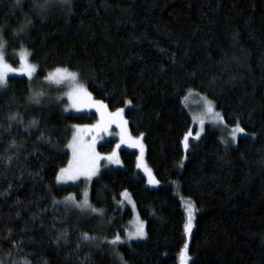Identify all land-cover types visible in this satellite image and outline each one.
<instances>
[{"label":"trees","instance_id":"16d2710c","mask_svg":"<svg viewBox=\"0 0 264 264\" xmlns=\"http://www.w3.org/2000/svg\"><path fill=\"white\" fill-rule=\"evenodd\" d=\"M68 12L56 7L41 20L30 0H0L7 60L15 64L25 50L38 79L67 68L94 99L125 109L159 185H146L134 151L109 142L98 149L116 148L122 167L101 171L90 185L89 202L102 215L66 206L68 195L79 201L81 186H61L56 176L70 162L73 127L94 116L67 114L54 99L34 103L31 82L9 76L0 89V157H13L0 159V261L178 264L185 243L178 185L197 211L190 264H264V0H73ZM190 90L253 137L225 147L206 127L180 165L192 131L182 104ZM13 114L19 119L9 127ZM13 140L18 149L9 147ZM124 192L145 237L113 247L106 241L123 238L132 216L117 205ZM83 233L96 239L84 241Z\"/></svg>","mask_w":264,"mask_h":264},{"label":"snow or ice","instance_id":"6c2138e0","mask_svg":"<svg viewBox=\"0 0 264 264\" xmlns=\"http://www.w3.org/2000/svg\"><path fill=\"white\" fill-rule=\"evenodd\" d=\"M32 5V12L38 16L41 20H44L48 17L49 13L56 7H59L63 9L65 6L69 8L68 15H71V5L73 3V0H30ZM15 3L17 6L20 5L21 0H15ZM27 24H31V20L27 21ZM23 27L21 28V31H23ZM4 49H5V42L3 41L2 35H0V89L7 86V77L9 73H20L23 75H26L29 80L33 78V74L37 71L36 66L32 65L27 62V56L30 55L26 52L20 53V59H21V67L20 69H15L11 65L5 62V55H4ZM48 81L55 82L57 84L61 83L62 81H72L73 88L72 91L68 94V100L71 102L72 107L75 108L77 111L81 110L82 107L88 106V107H95L97 113L100 115V120L93 125L90 129H77L78 135H75L73 137V141L68 145L69 148L72 150V160L69 162V166L67 168H61L58 175L56 176V181L58 184L67 183L69 180H76L80 176H84L87 179H91L93 176H95L98 172V161L99 160H108L110 162H118L116 160V153L113 152L110 156H101L99 153H96L94 151V145H95V139H93L92 144L84 145L82 142V135L85 130L88 132H97V133H103L107 132L108 128L115 124L118 128L121 129V135L120 139L121 142H127L129 146L131 147H137L139 146L141 151V159L143 157V144L140 142L139 139H133L130 136L127 135V128L126 124L127 121H124L122 113L124 109H118L114 113H109L106 110V105L103 104L100 101L92 102L91 93L88 92L87 88L80 84L78 82V74L75 72L69 71L67 68H56L54 72L49 73V75L46 77ZM43 96V93H34L31 97L32 102L34 103H40V97ZM205 99V105H206V111L207 113H210L213 115V117L219 121L222 122L221 114L218 112H214L212 102ZM130 101H126V105L130 104ZM67 110V109H66ZM19 119L18 114H13L9 116V127H11V122L17 121ZM22 123V121H21ZM201 126H203V120L200 121ZM37 125V122L35 120L31 121L29 124L30 127H35ZM27 130V129H26ZM244 130L240 128L239 123H237L236 127L232 130V140H236V134L237 133H243ZM190 135V134H189ZM200 133H196V138L199 139ZM188 139L189 136L186 135L184 138V147L185 149L188 148ZM12 149H18L20 145H17L16 142L13 140L12 143L9 145ZM119 147V145H117ZM0 159H6L8 164H11V161L13 159L12 156L7 157H0ZM137 167H141V164L138 163ZM145 172L149 176V183H158V181H154L151 178V171L147 169L146 166H144ZM0 195H4V193H0ZM127 193H122V196L127 197ZM84 199L80 202H77L76 197L73 195H68L64 198L63 203H65L66 206L73 205L76 208H79L81 211L84 210H90L92 213H96L98 215H102V212L96 208H93L91 204L88 201V193L87 191L83 194ZM53 203H60L59 201H53ZM194 219L193 215V208L191 204L188 208V221L185 224V232L186 234H190L193 224L192 221ZM9 235H11V232H9ZM67 236V232H62L57 237V242L60 239H65ZM145 237V232L143 225H139L134 233H128V240L133 239H143ZM81 239L84 241H92L95 240V237H90L86 233L81 234ZM106 243L109 245H112L115 247L118 244L124 243V241L121 239L120 235L117 234L113 239L107 240ZM13 248H16L19 250L18 244H13ZM79 247V245H77ZM181 256V264H187V261L189 259L187 255V245H185V249H183L180 253ZM121 261H123V257H120ZM0 264H3L2 261H0ZM27 264V262H25Z\"/></svg>","mask_w":264,"mask_h":264},{"label":"rangeland","instance_id":"374dc122","mask_svg":"<svg viewBox=\"0 0 264 264\" xmlns=\"http://www.w3.org/2000/svg\"><path fill=\"white\" fill-rule=\"evenodd\" d=\"M5 49H6V46H5ZM5 49H4L5 62L8 63L9 65H11L15 69H20V67H21L20 53L22 51L26 52V53H28V52L25 51V50H21V51L17 52L15 54L16 63L13 64V63H11V62H9L7 60ZM27 62L32 64V65H34L33 63L30 62L29 55L27 56ZM54 71H51V72H54ZM51 72H49V73H51ZM49 73L46 76H44L43 78H39L38 79L37 71H36L33 74V78L31 80H29V78L26 75H23V74H20V73H9L8 77L9 76L25 77L26 79H28L31 82V85L33 87L32 89L34 90V92H32V96H33L34 93L42 92L43 96H41L40 99L41 98H44V99H48L49 98L51 100L54 99V100L60 101L63 104L62 105L63 110L67 114L77 115V116L86 114V115H89V116L90 115L94 116V121L92 123L79 124V125H75L73 127V129H72L73 130L72 137H71L70 142H69V144H70L73 141V137L75 135H78L77 129H90L93 125H95L100 120V115H99V113H97L95 107L84 106L79 111H77L75 108H73L71 102L68 100V94H69V92L72 91V88H73L72 81H70V80L69 81H62L59 84H57L55 82L48 81L46 79V77L49 75ZM78 82L80 84H82V82L80 81L79 77H78ZM204 98H206L204 95H201V94H199L197 92H194L192 90L188 91L184 95V97L182 98V104H183L184 108L187 110V112H188V114H189V116L191 118V121H192V131L189 132L190 135L188 134V136H189L188 148H189V145H190L189 142H191V141H195L196 142L202 137L206 127H209V128H211V129H213V130L218 132L220 142L225 147H235L236 142H237L239 137H253V136H249L244 131L243 133H237L236 134V140L233 141L232 138H231L232 137V130L236 127V125L235 126H227L224 123L223 118H222V122H219L213 117L212 114L207 113L206 105H205V99ZM95 101H99V100H96V99H94L92 97V102H95ZM212 105H213V103H212ZM106 110L109 113H114L118 109L110 110L106 106ZM213 110H214V112H218L215 109L214 105H213ZM218 113H220V112H218ZM122 116H123L124 121H126V119L124 118V111L122 113ZM201 120H203V126H201V123H200ZM126 128H127V135L128 136H130L133 139H139L140 142L143 144L144 151H143L142 159H141V151H140L139 146L131 147V146H129V144L127 142H124V143L121 142V139H120L121 129L118 128L115 124H112L108 128L107 132L97 133V132H88L87 130H85L83 132V135H82L81 139H82V142H83L84 145L92 144L93 139H95L94 151L96 153H99L101 156H110L113 152H115L116 153V160L118 162H110L108 160H99L98 164H97L98 172L90 180L87 179L84 176H80L78 179H76L74 181L69 180L67 183L59 184L61 186L79 184L81 186V191H80V199L77 202H80V201H82L84 199L83 194H84L85 191H87V193H88V201H89L90 185H91L92 181L99 176L101 171H105V170H108V169H119V168L122 167L121 158H120V155H119L118 151H116V148L115 149H111V151H107V152L106 151H101V150L98 149V146H101L103 144H107L109 142H113V146L114 147H117V145H119L118 148L125 147V148H127V149H129L131 151H134L136 153L137 165H138V163L141 164V167H138V170L140 171V173L144 177V179L146 181V185L148 187H150V188H155V187H157L159 185V183H149V179L150 178H149L148 174L144 170V166H146L147 169H149L151 171V169L148 166V164L146 162V159H145V148H144V143H143V135H138V136L131 135L129 133V131H128V122L126 124ZM196 133H200L199 139L196 138ZM187 149H185L184 143H183L184 155L182 157V161H181L180 165L184 164L185 157H186L185 153H186ZM68 150L70 152L69 161H71L72 160V150L69 147H68ZM68 166H69V162H68V165L66 166V168ZM151 178L154 181H156L154 176H153V174H152V171H151ZM176 186L178 187V185H176ZM177 187H176V192H177L176 194H177L178 198L180 199V202H181L182 207H183V211H184V214H185V224L188 221V208H189V205L191 204V206L193 208V215H194V219L192 221V224H193L192 230H193L195 217H196V212H197L196 208H195V206L193 205V203L189 199H186V198H184L181 195V193H180L179 189H177ZM117 205L120 208H122V209L129 208L130 211H131V214H132L131 219H130V221L127 224V231L125 232L124 237L121 238L124 241V243H121V244L129 245L132 242H137V241L143 240L144 238L143 239H133V240H128V238H127L128 233H134L136 231L137 227L139 225H141V224L143 225L144 232H145L144 223L138 217V214H137V212L135 210V206H134L133 201L130 199V197L128 195H127V197H124V196L120 195L119 201L117 202ZM71 206L73 208L77 209V210H80L79 208H76L73 205H71ZM84 211H90V210H84ZM94 214H96V213H94ZM96 215H98V214H96ZM99 216H101V215H99ZM192 230H191V233H192ZM191 233L190 234H186L185 227H184L185 243H184V246L182 247V249L179 251V253L177 255L178 264H181L180 253H181V251L183 249H185V245H187V255L189 257V259L187 261V264H190L191 258H190L189 254H188V245H189Z\"/></svg>","mask_w":264,"mask_h":264}]
</instances>
